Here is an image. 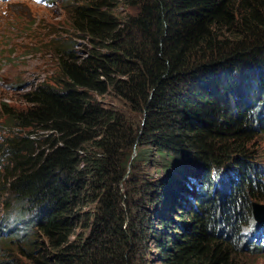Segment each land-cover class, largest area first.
<instances>
[{
    "label": "trees",
    "instance_id": "16d2710c",
    "mask_svg": "<svg viewBox=\"0 0 264 264\" xmlns=\"http://www.w3.org/2000/svg\"><path fill=\"white\" fill-rule=\"evenodd\" d=\"M120 4L134 12L119 17ZM65 11L88 44L55 43L52 83L25 93V109L4 106L0 264H146L148 240L155 264H252L264 0H68ZM145 164L166 180L142 184ZM164 198L153 227L144 203Z\"/></svg>",
    "mask_w": 264,
    "mask_h": 264
},
{
    "label": "rangeland",
    "instance_id": "374dc122",
    "mask_svg": "<svg viewBox=\"0 0 264 264\" xmlns=\"http://www.w3.org/2000/svg\"><path fill=\"white\" fill-rule=\"evenodd\" d=\"M67 1L51 0L49 5H44L39 4V0H0V129L5 118L4 106L13 111L25 109L28 104L24 101V94L36 85L52 83V78L57 76V61L53 48L55 43L68 40L77 44L76 48L80 49H84L88 44L86 39L78 37L70 27L65 11ZM127 12L134 10L122 4L116 9L119 17ZM104 99L111 100L110 97ZM249 147L254 167L258 172L264 173V134L258 135ZM146 164L141 171L142 184H155L161 178L166 180L164 174L156 172L154 165ZM172 173L174 171H170V174ZM166 202L164 198L153 205L144 203L145 212L151 214V226L155 227V223L163 217ZM186 202L191 203L192 200ZM261 202L264 203V198ZM168 215L166 214L167 217ZM245 237L251 238L248 233ZM258 237L257 240L264 243V237ZM147 242L149 240L138 243L139 248L145 252L146 264H155L154 243L150 242L147 248ZM0 246L3 253H6L1 240ZM2 258H7V254L3 256L0 252V260ZM249 260L252 264H264V246L260 253L249 256Z\"/></svg>",
    "mask_w": 264,
    "mask_h": 264
},
{
    "label": "water",
    "instance_id": "95a60500",
    "mask_svg": "<svg viewBox=\"0 0 264 264\" xmlns=\"http://www.w3.org/2000/svg\"><path fill=\"white\" fill-rule=\"evenodd\" d=\"M252 214L255 222H264V203L252 202Z\"/></svg>",
    "mask_w": 264,
    "mask_h": 264
}]
</instances>
